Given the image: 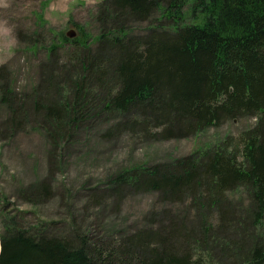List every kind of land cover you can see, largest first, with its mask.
Listing matches in <instances>:
<instances>
[{
    "label": "trees",
    "instance_id": "1",
    "mask_svg": "<svg viewBox=\"0 0 264 264\" xmlns=\"http://www.w3.org/2000/svg\"><path fill=\"white\" fill-rule=\"evenodd\" d=\"M102 7V20L114 22L106 32L89 38L81 25L75 37L64 36L81 45L70 56L73 76L56 78L55 69L66 65L54 59L48 77L17 98L0 65L1 135L22 129L33 115L35 129L62 153L77 129L90 125L87 104L96 100L106 112L128 115L110 118L102 130L107 136L128 130L145 138L180 137L229 119H255L237 138L196 154L116 170L109 189L94 195L121 198L128 188L171 203L188 196L201 208L195 226L164 209L165 223L153 218L117 239H102L77 228L71 236L27 229L10 216L0 234V264H226L203 253L213 247L223 258L243 250L240 259L229 255L228 264H264V0H103ZM155 11L169 21L139 34L131 30L127 20L145 25ZM93 87L101 88L99 97ZM32 184L27 200L52 195L50 182ZM238 189L246 202L235 209L228 195ZM233 226L239 240L231 237Z\"/></svg>",
    "mask_w": 264,
    "mask_h": 264
},
{
    "label": "rangeland",
    "instance_id": "2",
    "mask_svg": "<svg viewBox=\"0 0 264 264\" xmlns=\"http://www.w3.org/2000/svg\"><path fill=\"white\" fill-rule=\"evenodd\" d=\"M102 5L103 0H0V65L7 68V81L13 86L17 98L33 92L35 83L42 82L50 74L54 59L58 66H67L62 68L63 72L60 67L55 69L56 78L62 80L73 74L75 60L70 56L77 55L76 48L81 45L77 41L73 44L65 41L64 36L75 37L81 25L89 33V38L111 28L113 18L109 16V20L104 18L103 21L100 17L101 10H105ZM158 13L155 11L150 23L148 21L145 25L127 22L134 33H143L157 23L169 21ZM71 29L75 33L69 36L66 32ZM107 34L113 35L112 30ZM53 44L56 47L51 53L49 47ZM2 83L0 80V87ZM93 91L99 97L102 90L93 87ZM17 101L15 106L19 104ZM102 104L99 100L87 104L91 115L94 114L89 119L90 125L85 128L86 122L78 128L75 140L62 153L59 148H52L53 144L41 129H35L33 115L22 129L9 136L0 134V234L3 224L12 216L19 223L17 225L27 229L35 227L71 236L77 228L84 233H95L102 239H117L133 228L145 226L141 224L146 220L150 224L153 218L163 219L162 223H165L169 216L165 214L164 219V209L170 211L173 218H187L189 225L195 226L200 221L201 208L198 209V203L191 202L188 196L171 203L158 199L155 192H136L128 188L123 189L121 198L107 195L100 199L94 195L109 189L110 184L106 181L116 170H123L131 163L161 162L196 154L201 148L226 142L231 135L237 138L240 131L255 119H229L180 137L145 138L139 132L128 130L107 136L102 130L109 119L128 115L106 112L102 110ZM5 114L0 102V119ZM41 179L51 183L52 195L27 200L26 195L36 188L32 182ZM241 191L238 189L228 195L235 209L241 202H246V195ZM152 210L158 214L151 216ZM245 214L243 219L246 218L248 223V210ZM213 216V212L210 213V219ZM232 229L231 237L239 240L240 234L234 226ZM218 251L213 247L212 251L203 253L217 256L228 264L231 254L223 258L226 255H220ZM233 251L231 257L240 259L243 250Z\"/></svg>",
    "mask_w": 264,
    "mask_h": 264
},
{
    "label": "water",
    "instance_id": "3",
    "mask_svg": "<svg viewBox=\"0 0 264 264\" xmlns=\"http://www.w3.org/2000/svg\"><path fill=\"white\" fill-rule=\"evenodd\" d=\"M74 33H75V32H74V30H72V29H71V30H68V31L66 32V34H69V36L74 35Z\"/></svg>",
    "mask_w": 264,
    "mask_h": 264
}]
</instances>
